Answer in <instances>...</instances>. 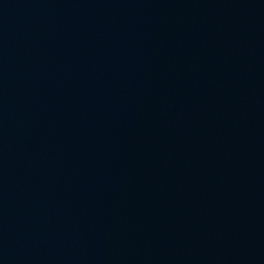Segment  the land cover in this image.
Segmentation results:
<instances>
[{
	"label": "water",
	"instance_id": "1",
	"mask_svg": "<svg viewBox=\"0 0 264 264\" xmlns=\"http://www.w3.org/2000/svg\"><path fill=\"white\" fill-rule=\"evenodd\" d=\"M0 264H264V0H0Z\"/></svg>",
	"mask_w": 264,
	"mask_h": 264
}]
</instances>
